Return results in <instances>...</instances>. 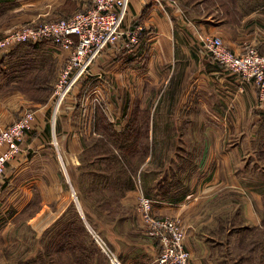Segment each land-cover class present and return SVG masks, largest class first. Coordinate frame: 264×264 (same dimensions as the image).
<instances>
[{
  "label": "crops",
  "instance_id": "crops-1",
  "mask_svg": "<svg viewBox=\"0 0 264 264\" xmlns=\"http://www.w3.org/2000/svg\"><path fill=\"white\" fill-rule=\"evenodd\" d=\"M10 1L17 4V11H24L40 0ZM51 1L50 9L40 10L31 17L23 18L21 15L14 21H18V24L23 20L43 17L61 5H64L63 12L60 11L63 15L70 12L72 9L68 8H74V5L77 6L75 11H84L91 6L90 0ZM225 3L232 10L233 3L239 4V1L228 0ZM251 11L254 10L251 8ZM258 14L264 16V5ZM71 17L66 15L59 19ZM232 18L221 17V13H208L196 6L186 10L174 0H163L160 5L131 0L124 27L144 28L139 46L131 51L121 43L108 48L92 64L89 74L81 83L82 96L87 98L90 96L87 94L93 93L98 99L102 95L108 104L112 121L108 129L109 132L112 130L111 133L115 132L116 137V133L133 131L126 127L131 117L143 118V123L137 125V131L147 134L144 150L151 152L144 154L145 161L140 170L137 168L134 177L137 180H134V190L127 193L122 204L132 208L136 225H142L139 214L134 210L141 194L153 201L155 216L178 218L185 232L183 244L190 255L189 264H229L228 257L223 255L225 246L218 242V237L212 236V231L218 227L220 220L230 215L231 204H226V192L228 194L234 186L238 193H244L232 174V153L231 150L226 151L229 146L226 141L227 138L231 139L232 129L235 128L231 121L241 116L258 114L261 110L264 114V102L256 103L258 86L226 71L198 41L199 36L219 37L234 54L241 55L250 49L264 54V26L257 24L260 18L253 25L255 28L252 33H249L251 25H245L244 20L227 25V21ZM245 28L248 29L245 31ZM3 29L5 27L2 26L1 36L6 32L1 31ZM37 49L57 62L47 47ZM8 54L0 55V66L1 59ZM66 56L67 53H63L58 57L59 64L63 63ZM28 109L35 113L34 131L21 145L22 152L8 164L5 176L0 181V225L7 220L9 211L22 210L30 201V195H33L31 185L29 190L25 188L30 174L23 179V173H30L31 168V165H27L29 163L24 151L33 152L38 157L42 153L39 143L44 141V137L53 138L57 131L65 133L69 141L76 142L77 135L71 131L72 118L79 112L76 103L65 102L58 123L54 121L49 126L47 108L31 106L19 92L0 94V129L16 122ZM88 124L86 118L78 139L79 150L74 147L72 151V144L68 151L60 145L66 177L69 176L68 170L72 175V164L77 155L88 147L86 140L91 132ZM100 132L103 138L105 132L102 129ZM120 141L117 140L118 144L110 141L104 143L111 153L115 152L119 157V164L125 166L127 161L126 166L131 167L134 165L129 160L132 157L129 154L130 158L126 154L119 155L115 149L126 147L132 151L136 147L135 143L130 141L127 145ZM98 144L101 148L100 141ZM157 149L160 150L158 154ZM51 173L52 170L48 175ZM33 178L34 174L30 178L31 182ZM10 186L14 190L9 195L7 190ZM218 197L223 199L222 206L217 204ZM75 201L82 213L81 205L78 200ZM122 224L133 227L131 221ZM252 227L251 231L259 225ZM119 228L120 225L115 227L116 230ZM140 228L137 226L135 234L118 241L121 244L117 246V252L125 264H152L159 254L157 241ZM248 245H251L250 251L255 252L252 264H261L264 260L256 257L258 244L254 236L246 241L245 246ZM243 260L247 258L243 257L240 264H246L242 263Z\"/></svg>",
  "mask_w": 264,
  "mask_h": 264
},
{
  "label": "rangeland",
  "instance_id": "rangeland-1",
  "mask_svg": "<svg viewBox=\"0 0 264 264\" xmlns=\"http://www.w3.org/2000/svg\"><path fill=\"white\" fill-rule=\"evenodd\" d=\"M174 1L186 10L196 6L204 8L208 13H221V17L225 16L227 19L233 17L232 20L227 21V25L244 20L245 25L252 27L249 33L253 32L255 28L253 25H256L258 18L260 22L257 24L261 23L264 26V16L256 15L263 7L264 0L262 6L260 0H238L239 4L233 3L232 10L229 4L225 3L228 0ZM51 3V0H40L27 10L17 11V4L14 2L0 0V28L5 27L1 31L7 32L0 35V39L9 32L34 21L51 23L63 19L59 17L73 16L82 12L75 11L77 6L74 5V8H68L72 9L70 12L63 15L61 12L64 10V5H61L62 7H57L53 12L48 11L50 14L43 17L32 18L30 21L23 20L18 24H16L18 21H14L21 15L23 18L31 17L40 10H48L52 7L49 6ZM251 8L254 11H251ZM246 29L248 28H245V31ZM8 53L1 59L0 94L8 91L19 92L31 106L46 107L49 126L54 121L58 123L65 102L76 103L79 112L75 118L74 116L72 118L71 131L77 135L75 143L69 141L65 133L57 131L53 138L50 136L51 140L44 137V141L39 143L42 153L38 157L33 152L24 151L29 163L27 165H31L32 169H29L30 173L28 171L23 173V179H26L28 174L30 178L34 174L32 182L29 178L27 180L29 183L25 187L29 190L31 185L33 195H30L31 197L28 198L30 201L22 210L9 211L7 220L0 225V264H112L113 255L125 264L117 252V246L121 244L118 241L135 234L134 230L137 226L141 227L140 229H143L147 236L150 233L148 225L142 219V225H136L132 208L124 207L122 204L127 193L134 190V182L137 181L134 177L137 168L140 170L145 161L144 154L151 152L144 150V142L148 140L147 134L137 131V125L143 123V118L131 117L126 127L134 132L116 133L117 138H115V132L111 133L112 130L109 132L108 129V126L112 125L108 104L102 99V95L98 96V99L93 93L87 94L90 95L87 98L82 96L81 83L84 80L75 84L64 101L57 106L54 81L64 68L69 53L58 52L55 55L56 63L28 44L14 48ZM63 53H67V56L63 63L59 64L58 57ZM257 53L264 57V54ZM249 82L254 81L249 80ZM263 98L264 90L259 85L256 103L264 102ZM50 116L53 118L51 119ZM86 118L91 130L86 140L88 147L77 155L75 163L72 164V175L68 170L69 176L66 177L60 145L65 146L67 151L71 144L72 151L75 150L74 147L79 150L78 139L82 134L80 131ZM231 122L234 123L235 128L232 129L231 139L227 138L226 145L230 147L227 146L226 151L231 150L232 174L236 176L235 179L241 185L244 195L238 193L234 186L228 194L226 192V204H231L228 212L230 215L220 220L218 227L212 231V236L218 237V242L225 246L223 255L228 257L229 264H240L243 257L247 260H243L242 263L252 264L255 260V257H252L255 252L250 251L251 245L245 246L251 236L256 238V245L258 244L256 257L264 260V114L262 115L261 110L258 114L241 116ZM101 129L105 132L103 138L100 136ZM69 134L70 131L67 135ZM114 140H121L120 142L127 145L130 141L135 143L136 147L132 151L126 147L115 149L119 155L129 154L132 157L129 160L134 165L126 166L127 161L125 166L119 164V157L116 161L117 155L115 152L111 153L104 143ZM159 152L160 150L157 149V154ZM31 160L33 162L30 163ZM120 166L124 167L125 173ZM50 170L52 173L49 176ZM127 178L130 180L129 183L126 182ZM11 189L10 186L7 190L9 195L14 190ZM75 200L81 205L83 215ZM222 202L223 199L218 197V206L219 204L222 206ZM134 210L139 214L138 202L134 205ZM152 214L155 216L154 213ZM162 217L175 221L184 233L185 240L181 221L168 215ZM124 221H131L133 227L123 226ZM118 225L120 228L116 230L115 227ZM258 225L257 229L251 231L250 227ZM245 226L247 228L243 229ZM261 264H264V261H261Z\"/></svg>",
  "mask_w": 264,
  "mask_h": 264
},
{
  "label": "built area",
  "instance_id": "built-area-1",
  "mask_svg": "<svg viewBox=\"0 0 264 264\" xmlns=\"http://www.w3.org/2000/svg\"><path fill=\"white\" fill-rule=\"evenodd\" d=\"M145 4L160 5L163 0H142ZM131 0H90V8L69 19L51 23L26 24L0 39V55L15 47L28 44L47 47L54 55L67 52L69 57L56 78L54 97L59 106L75 84L88 74L92 64L118 43L130 51L139 46L144 28L124 27ZM173 3V2H172ZM213 59L226 71L253 80L264 90V57L250 49L237 55L230 52L221 39L198 37ZM35 113L26 111L19 120L0 129V181L8 164L22 152L21 145L34 131ZM153 202L140 195L138 212L149 228V237L157 241L160 251L152 264H189L190 256L184 247V233L168 217H155ZM112 264H122L114 255Z\"/></svg>",
  "mask_w": 264,
  "mask_h": 264
},
{
  "label": "trees",
  "instance_id": "trees-1",
  "mask_svg": "<svg viewBox=\"0 0 264 264\" xmlns=\"http://www.w3.org/2000/svg\"><path fill=\"white\" fill-rule=\"evenodd\" d=\"M22 45H27V44H22ZM22 45H19V46H22ZM19 46H17V47H19ZM32 47H33V48H38V47H35V46H32ZM114 137L117 138L115 135H114ZM113 143H117V140H114ZM117 144H118V143H117ZM115 157H116V156H115ZM116 158H117V157H116ZM116 158H115V159H116ZM112 159H114V157H113ZM116 161H118V158L116 159ZM120 167H121V170L124 171V173H125L124 167H122V166H120ZM88 174H89V173H88ZM126 182H127V183L130 182L129 178L126 179ZM121 187L124 188L123 186H121Z\"/></svg>",
  "mask_w": 264,
  "mask_h": 264
}]
</instances>
